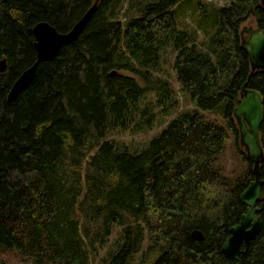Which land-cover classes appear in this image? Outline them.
<instances>
[{
  "label": "trees",
  "instance_id": "obj_1",
  "mask_svg": "<svg viewBox=\"0 0 264 264\" xmlns=\"http://www.w3.org/2000/svg\"><path fill=\"white\" fill-rule=\"evenodd\" d=\"M93 1L0 0V57L7 59L0 71V251L13 249L33 264H90L94 242H104L116 222L123 240L105 264H129L144 234L161 244L148 264H233L221 245L245 210L240 193L253 177L233 116L244 81L264 105V69L251 70L239 29L249 15L264 27V7L260 0L216 7L202 49L176 21L183 0H138L124 21V0H98L76 39L39 61L27 87L8 100L14 79L36 59L33 25L44 20L67 31ZM169 42L180 90L201 109L222 108L223 122L186 112L140 151L120 148L109 131L153 122L155 112L140 101ZM260 128L264 148V110ZM230 134L236 174L224 170ZM65 156L74 165L88 156L83 200L66 181ZM260 171L264 177V158ZM257 206L261 227L240 253L243 264H264V184ZM194 228L203 240L192 238Z\"/></svg>",
  "mask_w": 264,
  "mask_h": 264
},
{
  "label": "rangeland",
  "instance_id": "obj_2",
  "mask_svg": "<svg viewBox=\"0 0 264 264\" xmlns=\"http://www.w3.org/2000/svg\"><path fill=\"white\" fill-rule=\"evenodd\" d=\"M231 0H183L175 11V18L178 26L192 31L195 41L202 49L207 48V41L209 34L215 28V23L212 24L213 16L211 12L218 6L230 3ZM138 0H124L120 9V19L124 21V16L132 14ZM199 2V3H198ZM202 4V5H201ZM206 10H210L208 15ZM242 25H255L256 20L253 15H249L241 23ZM175 49L172 43H167L161 51V59L159 65L151 71L150 78L153 86L152 90H147L143 99H141V106L144 104L149 106L155 112V117L151 126H136L133 121L127 124L126 127L120 129H113L107 133V138L116 141L120 148H127L130 151L137 152L143 149L148 140L157 134L172 116H178L186 112H197L202 119L206 121L222 123L223 113L222 108L218 107L211 110L201 109L195 105L190 97L182 92L175 79L174 69L172 67ZM124 73L131 74L129 71ZM141 83L143 81L139 79ZM163 81H167V85H163ZM160 88V89H159ZM170 88V89H169ZM168 89V90H166ZM166 95H163L166 93ZM223 102L219 105L221 106ZM161 110V107H165ZM239 149L243 150L241 146ZM245 153V151H244ZM246 154V153H245ZM224 170L229 174H236L235 170H239L241 165L238 163L239 154L234 150L232 136L230 134L227 146L224 152ZM62 166L65 170L66 181L74 187H79L80 194L78 201L83 200V194L86 188V180L84 177V167L88 160V156L81 158L79 164H72L71 157L65 156L62 159ZM78 176L79 184H75L74 178ZM77 210L82 213L79 204L77 203ZM84 220V217H80ZM87 221V219H86ZM88 223V221H87ZM97 222H91L90 227H95ZM94 236V235H93ZM123 240L122 227L114 222L110 228V234L106 237L104 242H94L93 248L90 250L91 263L90 264H105L106 259L110 257L119 247ZM161 244L159 241L150 239L147 234H144L143 240L139 248L131 255L129 264H148L158 254ZM0 264H33L27 257L20 256L15 250H1ZM43 264H56L46 261Z\"/></svg>",
  "mask_w": 264,
  "mask_h": 264
},
{
  "label": "water",
  "instance_id": "obj_3",
  "mask_svg": "<svg viewBox=\"0 0 264 264\" xmlns=\"http://www.w3.org/2000/svg\"><path fill=\"white\" fill-rule=\"evenodd\" d=\"M98 0H94L83 15L67 31H59L47 21H37L32 27L36 59L25 67L12 82L7 99H15L29 84L34 76L39 61L52 58L58 50L68 42L76 39L81 29L96 9ZM264 7V0H260ZM249 32L241 44L246 50L251 70L264 69V30L259 28H242ZM7 67L6 57H0V71ZM241 99L233 108V116L238 124V140L243 147L246 156L252 161V172L254 178L241 191L240 198L246 203L247 208L238 220L229 228V234L221 245V250L234 260L233 264H243L240 253L246 251L250 240L259 232L261 217L257 214L256 201L261 192V184L264 179L260 178V162L264 157V150L259 138L258 126L263 113V98L261 93L247 86V81L241 84ZM192 238L203 240L204 234L201 230L194 228L190 232Z\"/></svg>",
  "mask_w": 264,
  "mask_h": 264
},
{
  "label": "flooded vegetation",
  "instance_id": "obj_4",
  "mask_svg": "<svg viewBox=\"0 0 264 264\" xmlns=\"http://www.w3.org/2000/svg\"><path fill=\"white\" fill-rule=\"evenodd\" d=\"M250 27H252V28H259V29H262V30H264V27H261V26H258V23L256 22V24L255 25H252V24H249V25H240V29H239V34H240V40H244V39H246L248 36H249V32H247V31H243L242 32V34H241V30H242V28H245V29H247V28H250ZM248 55V54H247ZM249 59V58H248ZM257 69H262V68H256V69H254V70H257ZM248 86V85H247ZM248 87H250V86H248ZM252 88V87H251ZM255 89V88H254ZM259 91V90H258ZM262 95V94H261ZM263 98V97H262ZM262 104H263V101H262ZM263 110H264V105H263ZM262 115H263V113H262ZM262 115H261V119H260V123H259V126H258V130H259V138H260V142H261V145H262V130H261V125H262ZM235 122H236V120H235ZM236 126H237V128H238V124L236 123ZM239 141V140H238ZM241 146V145H240ZM263 150H264V148H263ZM264 158V157H263ZM261 162H262V160H261ZM261 162H260V165H261ZM260 170V169H259ZM254 178V174H253V177H252V179ZM260 178L262 179H264V177H262V174H261V171H260ZM251 179V180H252ZM250 180V181H251ZM249 181V182H250ZM249 182H248V184H249ZM247 184V185H248ZM264 184V183H263ZM246 185V186H247ZM245 186V187H246ZM244 187V188H245ZM261 194H262V184H261V192H260V195H259V197L261 196ZM259 197H258V199H259ZM258 199H257V201H256V208H257V214L258 215H260V213H259V208H258V206H257V202H258ZM245 205H246V203H245ZM246 208H247V205H246V207H245V210H246ZM245 210H244V212H245ZM260 217H261V215H260ZM261 221H262V219H261Z\"/></svg>",
  "mask_w": 264,
  "mask_h": 264
}]
</instances>
